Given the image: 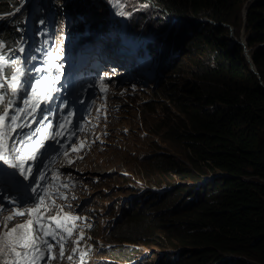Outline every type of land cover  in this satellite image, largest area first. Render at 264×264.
<instances>
[{
  "label": "trees",
  "instance_id": "obj_1",
  "mask_svg": "<svg viewBox=\"0 0 264 264\" xmlns=\"http://www.w3.org/2000/svg\"><path fill=\"white\" fill-rule=\"evenodd\" d=\"M153 1L161 10L186 21L171 22V31L162 24L148 32L165 43L158 52L161 57H169L176 48L169 64L181 53L206 59H198L192 82L170 84L165 90L164 116L152 112L164 120L163 127L157 124L156 135L179 130L176 137L186 145L194 169L167 152L150 155L145 167L191 176L195 185H188L191 188L186 191L191 195L186 198L176 185L164 190L145 189L149 210L141 205L132 209L134 197H138L134 195L132 210H124L130 221L120 225L113 222L109 240L120 242L119 246L126 242L154 246L159 236L155 232L163 230L169 238L183 243L165 264H264V0L246 5L248 0ZM18 2L0 0V39H6L13 48L25 21L34 23L46 9L58 12L49 0H35L13 12ZM86 2L93 13L87 12ZM79 6L69 10L93 17L103 4L81 0ZM188 12L195 17H184ZM200 15L212 21H202ZM99 21L89 24L97 27L102 23ZM225 23L236 25L234 35ZM242 24L245 44L258 73L251 69L245 47L238 41ZM150 49L156 55L155 46L150 45ZM150 104L145 102V107Z\"/></svg>",
  "mask_w": 264,
  "mask_h": 264
},
{
  "label": "rangeland",
  "instance_id": "obj_2",
  "mask_svg": "<svg viewBox=\"0 0 264 264\" xmlns=\"http://www.w3.org/2000/svg\"><path fill=\"white\" fill-rule=\"evenodd\" d=\"M49 1L58 12L69 10L70 7L79 9V3H81V0ZM97 2L103 4L101 10L95 9L96 12H94L93 17H83L78 23L82 24L88 21H97L98 19L102 21L101 17H104V22L102 21L97 35H103L101 28L112 35V38L107 36V39L111 41V45L107 47L105 54L114 50L120 54L119 60L124 59L126 57L124 55H128L134 51H137L138 55H147V48L143 43L146 38L135 39L131 33L146 34L151 29L164 23L160 14L161 11L157 8L158 5L155 4L154 6L150 0H97ZM85 4H87V12L93 13V11H88L91 5L88 2ZM121 12L126 14L121 15ZM183 16L189 18L195 17L190 12ZM182 19L184 20V18ZM205 19L212 21L211 17L200 15V20L203 21ZM173 20H179V18H172V22H177ZM66 22L70 24L75 22L73 16L70 20L67 19ZM184 22L186 21L184 20L182 24ZM166 25H169V23ZM243 25L241 26L239 40H244L246 37ZM182 26H185V24ZM235 27L236 25L234 26V24L229 27L231 35H234L236 32ZM153 42H157L156 50L162 51L161 46L165 43L162 44L163 41H160V39H157V41L153 40ZM173 49L174 51L176 50V48ZM159 58L160 55L157 54L156 60H158L160 65L158 68H154V73L152 72L153 78L151 79L132 76L130 73L133 71L130 65L124 62L125 68L130 73L125 74V77L114 80L108 85L112 89L108 102L113 106L107 104L108 107H111L110 116L104 121H106L107 125L105 128L107 130L106 134L110 138L106 139V136H103V140H100L97 145H93L96 142L95 137L82 135L79 140L84 142V147L78 153L72 152L69 154L68 159H71L73 162L69 164L66 159L61 161L60 169H62V176L59 178L60 181L66 182L70 179L73 182L68 189L60 188V191L66 193L67 200L55 197V188H49V192L53 196L51 199H47L45 204L50 205L52 199H55V205H64L63 213L87 218L86 221H66L63 213H61L59 222L61 227L70 226L72 223L76 225V228L73 229L72 239H75L81 230L84 232V240L81 241V247L87 250L86 246H89L90 243L92 251L88 255V264H95L98 261L96 257H100L99 254L110 249L112 251L107 252V255L104 257H117L118 259H114V263L112 264H121L120 261H123L126 257L130 261L137 259V262L143 260L147 264H165L166 261L173 259L177 248L183 244L177 239L169 238L167 232L158 230L155 232L159 235L157 236L158 242H156L158 244L142 248L144 244L139 243L138 249L140 251L133 253L126 250L130 246L128 243H122L121 248L125 249L118 251L120 242L109 240L111 236L108 235L114 223L115 225H120L121 223L130 221V216L124 210H135L136 208H140V205L143 210H149L145 206L148 199L144 200V189H160L176 185L184 190L186 198L191 195L189 191H186V189L191 188L188 185H193V187L195 185V179L191 176L152 170L145 167V161L150 155L167 152L174 155L178 161H182L184 166L194 169L191 159L188 157L186 145L176 137L179 130L174 133L164 130L163 134L156 135L154 131L157 130V124L159 123L158 127H163L164 120H162V116L159 117L152 114V112L155 111L164 116L161 107L166 103L164 99L166 98L164 96L165 90L170 84L179 86L186 82H192L198 71V59L206 58L185 57L181 53L170 64L167 56L162 55ZM164 58H166L165 62H163ZM161 61L163 62L164 69H167V71H163L161 81L157 82V75L155 76V74L162 70ZM129 63L136 64L139 61L133 60ZM151 68L149 67L148 70L151 71ZM138 69H140V65L135 66L134 70ZM114 76L118 77L120 75H113L112 77ZM88 85L93 90L99 86L93 85L92 82ZM147 101L151 102L149 107H145V102ZM97 102L98 105L104 103L103 100H98ZM86 104L87 107L92 106L91 102H86ZM160 119L162 120L161 122H159ZM88 120L93 122V118L91 117ZM93 125L95 134L98 131L103 133L101 121L95 122ZM77 146L79 147V144ZM79 157H82V159ZM202 168L206 169L208 174L212 173V170L208 167L202 166ZM125 171L128 172L127 175L121 174ZM200 180L202 181V178ZM142 181L146 182L142 183ZM134 195L138 197H134ZM133 197L136 202L134 207L130 209ZM142 202H144L143 205ZM67 205H71V207L69 208ZM142 209L140 210L143 212ZM57 211L59 209L53 206L50 211H47V214L54 216ZM12 224L16 225L20 224V222L17 219H13ZM94 234L96 238L92 237ZM61 261L64 260L55 259L52 261V264H61ZM64 264H80L79 252L73 261L67 260ZM84 264H87V257L84 259Z\"/></svg>",
  "mask_w": 264,
  "mask_h": 264
},
{
  "label": "snow or ice",
  "instance_id": "obj_3",
  "mask_svg": "<svg viewBox=\"0 0 264 264\" xmlns=\"http://www.w3.org/2000/svg\"><path fill=\"white\" fill-rule=\"evenodd\" d=\"M124 14L126 13L121 12V15ZM39 23L43 24L44 21ZM62 43L61 39L46 51L45 63L42 66L29 70L25 67V60H32L35 57H23L25 53L23 43L13 48L0 40V162L16 170L15 173L4 170L0 178L9 179L18 173L25 181H31L28 188L30 198L34 201L33 207H26L21 199L8 196L6 191L0 193V215L5 211L10 213L3 217L0 227V264H52L55 259L64 260L65 245L70 240L73 246L66 257L68 261H73L79 252L80 264H84L85 257L91 251V246H86L87 250L81 247V241L84 240L82 230L75 239H72L73 229L76 228L74 223L61 227L59 217L63 213L64 205H55V199H52L50 205L45 204V201L53 196L49 188H55V197L67 200L66 193L60 191V188L68 189L73 184L70 179L61 182L59 177L62 174L51 167L52 161L49 157L55 150V145L59 144L63 149L61 155L69 164L73 162L68 159L69 153H78L84 147V142L80 141L77 135V131H83L84 128L74 126V111L70 110L66 115H60L58 121L53 123L57 111L62 112L63 108H68L67 101L61 102L62 108L50 107L59 98L56 94L60 89L56 86L63 75V65L58 63L63 59ZM14 52L21 55L13 57ZM30 73L43 75L37 78ZM107 88L101 79L100 91L105 94L101 108L104 110L105 118ZM97 111L99 113L100 109ZM63 140H67L68 143L61 144ZM45 160H49L48 165H45ZM4 201L12 207L5 208ZM53 206L59 211L56 215L47 217L45 222H41L44 220V212L50 211ZM67 207L70 208L71 205ZM41 208L44 212H41ZM26 214L34 219L30 218L23 224L8 227L15 216ZM63 215L66 221L87 220L86 217L73 216L70 213ZM56 248L59 249L58 253L55 251Z\"/></svg>",
  "mask_w": 264,
  "mask_h": 264
},
{
  "label": "clouds",
  "instance_id": "obj_4",
  "mask_svg": "<svg viewBox=\"0 0 264 264\" xmlns=\"http://www.w3.org/2000/svg\"><path fill=\"white\" fill-rule=\"evenodd\" d=\"M34 1L35 0H19V2H18L19 4L17 6H15V7H16V9L19 8L21 10V8L24 5H26L28 3L32 4ZM150 1L155 6L156 2H154L153 0H150ZM249 1H254V0H248L247 3ZM157 8H158V10L161 11L160 14H164L166 16V17H162V20L164 22L162 24L169 23V25H168L169 29L168 30H170L171 27H172V25H171V22H172L171 15L172 14H170L167 10H164V13H162L163 10H161V8L159 6ZM16 9L13 12H15ZM246 11H247V9H245V7H244L243 8V14L245 16L247 14ZM58 16H60V18H58ZM72 16H73V20L75 22H72L71 24L66 22V23L69 24L67 26L69 33L75 35L74 36L75 38L73 40H71L70 46H75L79 42L84 44V45L91 46V43L88 42V41H91L90 39H92L95 42V47L97 48L98 52L101 53V59L103 61L102 62V64H103V69L102 70H104L106 72L105 76L107 77V78H103V76H102V77L98 78V80L94 81L92 83L93 85H99L94 90L92 89V87L90 85H86L85 86V90L89 93V96L93 97V98L88 99L87 101L88 102H93L95 104L94 107L89 109L90 117L92 116L93 119H96L95 122L101 121V127L103 129V133L100 132V136L95 137L96 142L93 145H97V143L100 140L104 139V138H102L103 136H106V139L110 138V136L108 134H106L107 130L105 128L107 127V125H106V121H104V120L110 116L111 107H108L107 104L113 106L110 102H108L109 98H110V92L112 90L111 87H108L107 88V93H106V96H107V100H106L107 112H106V118H105L104 110L101 108L102 104L98 105V102H97L98 100H103V102H104L103 97L105 95L104 93H102L100 91V80L103 79L105 84L108 86L114 80H118V79H121V78L125 77V74L130 73V72H128L127 68H125L124 62H127L130 65V67H131V69L133 71L132 73H130V74H132V76H137V77L142 78V79H144V78L151 79V78H153L152 72L154 73V68L155 67L158 68L159 65H160L158 60H156V55L157 54L160 55V53H158L159 51H157V50H156V55L152 54V52H151L150 45H153V46H155V48H157V42L156 43L153 42V40L157 41L154 37H150L148 35V33H146V34H144V33L143 34H135V33L132 32L131 35L134 36L135 39H137V38H141V39L146 38L147 39L146 42H143L145 47L147 48V53H146L147 55H138L137 51L131 52L128 55H124V54L121 53L122 55H124L126 57L124 59H122V60H119L118 57H119L120 54L116 53L114 50L108 52V54H105V51L107 50V47L111 45V41L109 39H107V36L112 38V35H110L107 31L103 30V28H101L103 35H101V36L97 35V33L100 31L99 29L101 27L100 26L101 24H99L97 27H94V26L90 25L89 24L90 21L82 23V24H79L78 21L81 20V18H83L82 14L79 13V12L75 13L74 11H71V9L70 10L67 9V10H65L63 12H57V13H55V11L52 10V9H46L45 13L40 18L35 19L34 23L32 21H30V22L29 21H25V28L19 29V37L16 38V42L14 44V48L17 47L19 44L23 43V45L25 47V53L23 54V57H29L28 55H26L27 52L29 53V48L31 49V55H32V54L37 52V49L42 44V39L39 38V33L44 29L45 25L48 23L50 18H53L54 21L58 24V26H62L63 27V25H64L62 23L63 20L64 21H65V19L70 20ZM177 18H179V20H173V21H177L179 23H182L184 21L179 16H177ZM0 19H1V15H0ZM168 20H169V22H168ZM40 21H44V23L41 24V23H39ZM162 24H160V26H162ZM225 24L227 26H229V27L231 26L228 23H225ZM156 28H160V27L157 26ZM96 36H98V37H96ZM21 37H23V41H21ZM0 40L5 41L6 44L9 45V43H8V41L6 39L2 38ZM238 41L242 45H244L245 53L247 55V53H249V50H248V48L246 47V44H245L246 40L245 39L244 40L243 39L242 40L238 39ZM70 46H67V44L65 45V47H66L67 51L69 52V54L74 56V54H72L70 52V50H69ZM84 47H86V46H84ZM87 49H89V48L86 47V50ZM174 53H177V50H175V51L173 50L172 52H170L169 57H167L168 62L172 60L171 56ZM20 55L21 54H19L18 52L12 53L13 57L20 56ZM109 57H111V59H109ZM160 58H161V55H160ZM247 58H248V55H247ZM133 60L139 61V63H136V64L129 63L130 61H133ZM67 61H68V58H67ZM67 61H65V62L63 61L62 65L66 66V63H67V65H69L71 63V62H67ZM137 65H140V69L134 70L135 66H137ZM113 66L115 68L114 71L111 70V67H113ZM69 67H71V66L69 65ZM149 67H152L151 71L148 70ZM161 67H162L161 68L162 70L160 72H156V74H155V76L157 75V82L161 81V79L163 77V73H164L163 71H167V69H164V66H163L162 63H161ZM256 73H258V71ZM113 75H120V76L112 77ZM83 80H85V78L81 77L80 81L76 83L77 85H75L73 83H70V85H69L67 82H65V85H64V90L66 91L65 97L68 96V95L71 96L72 94H75L77 89H78V87L83 86L82 85V81ZM91 91H92V93H91ZM98 109H100L99 113L97 111ZM100 113H101V115H100ZM98 115H99V119H97ZM59 154H60V152H59ZM51 156L55 160H58L55 163V167L60 168L61 161H63L65 159V157L63 155H57L54 152H51V155H50L49 159L51 158ZM48 161L49 160H45V164ZM4 170H6L8 173H15L16 172V170L10 169L6 165H2L0 167V177L3 176ZM34 171H35V169H34ZM121 174L127 175L128 172L125 171V172H123ZM145 182L146 181H142V183H145ZM30 183H31V181H25L22 177H20L18 175V173L16 175H14L13 177L9 178V179L0 178V193H4L6 191L8 196H15L17 199H21L22 204L25 205L26 207H33L34 206V201L30 198L31 193H30V190L28 188V185ZM146 189H152V188H146ZM160 189L164 190L165 188H160ZM160 189H152V190H160ZM4 207L5 208H11L12 206L7 204L6 201H4ZM9 214L10 213L8 211H5V212H3L2 215H0V227H2L3 217L7 216ZM44 215L46 217H50L51 216V214L48 215L47 212H44ZM97 215H99V214H97ZM30 218H32V217H30L27 214L23 215V216H15L14 217V219L15 220L17 219L20 222V224H23L24 220L27 221ZM45 219H47V218H45ZM12 221L9 222L8 227L14 226V224L11 225ZM52 225L55 226V222H53ZM92 237L96 238L95 234ZM126 243L130 244V246L126 248V250L128 252L137 253V252L140 251L138 249V246H139L140 242L139 243L126 242ZM89 246H90V243H89ZM147 246H149V245L144 244V245H142V248H146ZM121 247L122 246L118 247V251H123V249H125V248H121ZM111 251H112V249H110V250H108L106 252H103L104 254L103 253L99 254L100 257H96V258H98V259H96L98 261H96L95 264H112V263H114V259H118L117 257H115V256L104 257L105 255H107L106 254L107 252L109 253ZM90 253H92V251H90L88 253V255ZM142 259H144V258H142ZM136 260H131L130 261L126 257V258L123 259V261H120V262H121V264H138V263L144 262L143 260H141L139 262H137ZM66 261H67V258L64 259V261H61V264H64ZM127 261H129V262L126 263Z\"/></svg>",
  "mask_w": 264,
  "mask_h": 264
},
{
  "label": "water",
  "instance_id": "obj_5",
  "mask_svg": "<svg viewBox=\"0 0 264 264\" xmlns=\"http://www.w3.org/2000/svg\"><path fill=\"white\" fill-rule=\"evenodd\" d=\"M246 12H247V11H246ZM247 55H248V60H249V62H250V65H251L252 70L255 71V72H257L256 67H255V64H254V62H253V60H252L251 55H250L249 53H247Z\"/></svg>",
  "mask_w": 264,
  "mask_h": 264
},
{
  "label": "bare ground",
  "instance_id": "obj_6",
  "mask_svg": "<svg viewBox=\"0 0 264 264\" xmlns=\"http://www.w3.org/2000/svg\"><path fill=\"white\" fill-rule=\"evenodd\" d=\"M171 18H177V16L171 15ZM158 19V18H157ZM160 19V18H159ZM159 21V20H158ZM135 61V60H134Z\"/></svg>",
  "mask_w": 264,
  "mask_h": 264
}]
</instances>
